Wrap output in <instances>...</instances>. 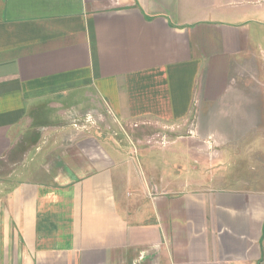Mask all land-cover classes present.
Listing matches in <instances>:
<instances>
[{
    "label": "crops",
    "instance_id": "0c3cea01",
    "mask_svg": "<svg viewBox=\"0 0 264 264\" xmlns=\"http://www.w3.org/2000/svg\"><path fill=\"white\" fill-rule=\"evenodd\" d=\"M243 65L264 74V0H0V161L42 132L0 196V264H259L264 187L175 186L93 123L33 126L68 101L175 124Z\"/></svg>",
    "mask_w": 264,
    "mask_h": 264
},
{
    "label": "rangeland",
    "instance_id": "374dc122",
    "mask_svg": "<svg viewBox=\"0 0 264 264\" xmlns=\"http://www.w3.org/2000/svg\"><path fill=\"white\" fill-rule=\"evenodd\" d=\"M254 70L245 65L233 69L228 94L224 98L216 102L197 103L186 119L175 124L146 120L116 122L104 114L103 108L100 109L99 105H92L89 101L80 105L82 111L78 116H71L72 113L67 111L71 104L68 101L65 106L60 107L64 110L60 114H45L36 119L33 126L47 123L56 127L93 123L112 140L124 142V145L135 143L138 151L143 150V155L152 154L159 170L157 174L174 180L169 183L175 186H181L184 181L193 178L191 169L205 171L206 181L215 178L212 170L217 167L218 172L226 176L227 182L254 181L255 185L262 188L264 74ZM24 132H19L20 147H17L15 155L0 161V196L12 187L13 169L18 173L16 180H23V138H26V143H35L42 135V132L36 130ZM131 148L134 151L135 148ZM154 183L158 185L161 181L155 180ZM163 183L170 186L166 179Z\"/></svg>",
    "mask_w": 264,
    "mask_h": 264
},
{
    "label": "built area",
    "instance_id": "2783aa9c",
    "mask_svg": "<svg viewBox=\"0 0 264 264\" xmlns=\"http://www.w3.org/2000/svg\"><path fill=\"white\" fill-rule=\"evenodd\" d=\"M259 264H264V259Z\"/></svg>",
    "mask_w": 264,
    "mask_h": 264
}]
</instances>
